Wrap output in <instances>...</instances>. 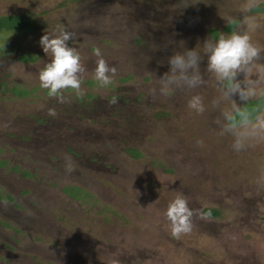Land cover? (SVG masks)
Returning a JSON list of instances; mask_svg holds the SVG:
<instances>
[{
  "label": "rangeland",
  "instance_id": "374dc122",
  "mask_svg": "<svg viewBox=\"0 0 264 264\" xmlns=\"http://www.w3.org/2000/svg\"><path fill=\"white\" fill-rule=\"evenodd\" d=\"M250 2L0 0V16L31 21L0 34V264H264V132L251 128L264 115V0ZM60 27L86 68L83 97L63 104L39 81L52 58L39 41ZM233 33L261 48L247 100L207 68L205 41ZM96 48L117 68L106 87ZM192 49L202 82L166 84L169 59ZM178 193L203 215L175 238L165 213Z\"/></svg>",
  "mask_w": 264,
  "mask_h": 264
},
{
  "label": "clouds",
  "instance_id": "9594fccd",
  "mask_svg": "<svg viewBox=\"0 0 264 264\" xmlns=\"http://www.w3.org/2000/svg\"><path fill=\"white\" fill-rule=\"evenodd\" d=\"M254 6L253 0L249 3L248 10ZM247 19H254V17ZM75 35L74 32L60 27L52 33L45 31L39 41L44 53L46 55L51 53L52 56L50 62L46 63L39 73L40 87L48 90V95L56 98L61 104L70 102L69 97L65 95L68 90H71L77 97L84 95L82 74L85 73L86 68L80 52L70 47L68 43ZM203 47L205 54L208 55V71L215 73L218 79L229 82L226 96L239 94L241 99L247 100L257 95L256 85L260 81L247 79V75L252 72L253 62L259 57L261 48L251 42V37L247 33H233L228 37L222 35L214 44L205 41ZM94 54L97 60L93 78L99 82L101 87H106L113 82L117 68L110 66L103 58L101 49L96 48ZM201 59L200 53L195 49L188 50L184 54L173 55L169 59L170 71L165 73L162 79L166 84L182 81L190 87L197 86L202 82L199 74ZM189 69L192 70L191 75H189ZM258 70L261 73V79L264 80V66H259ZM240 73L246 74L244 87L237 80ZM117 103L116 97L110 101L112 105ZM189 107L197 112L204 111L199 96H194L189 101ZM48 115L55 117L57 113L54 108H50ZM241 125L247 128L250 121L245 117ZM251 128L253 131L259 129L264 132V115L257 116ZM236 135L237 139L233 147L239 151L244 147L242 138L248 134L241 132ZM63 160L65 172L71 174L77 167L76 162L67 154H63ZM165 215L171 224V235L179 238L182 234L192 231L193 217L203 214L189 206V200L183 193H178L168 204Z\"/></svg>",
  "mask_w": 264,
  "mask_h": 264
},
{
  "label": "trees",
  "instance_id": "16d2710c",
  "mask_svg": "<svg viewBox=\"0 0 264 264\" xmlns=\"http://www.w3.org/2000/svg\"><path fill=\"white\" fill-rule=\"evenodd\" d=\"M264 5V4H263ZM22 20V21H21ZM25 14H19V15H9V16H0V34L6 33L7 31L11 32H18L23 29H26L30 27L31 21ZM1 36V35H0ZM22 61H33V57H20ZM204 213H208L210 216H214L213 211H204Z\"/></svg>",
  "mask_w": 264,
  "mask_h": 264
},
{
  "label": "flooded vegetation",
  "instance_id": "af4514ba",
  "mask_svg": "<svg viewBox=\"0 0 264 264\" xmlns=\"http://www.w3.org/2000/svg\"><path fill=\"white\" fill-rule=\"evenodd\" d=\"M261 3H263L264 4V2H261ZM256 13V12H255Z\"/></svg>",
  "mask_w": 264,
  "mask_h": 264
}]
</instances>
